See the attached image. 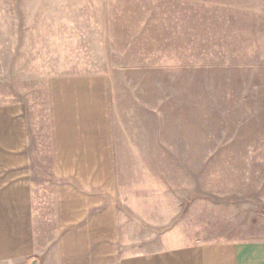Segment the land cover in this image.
I'll return each instance as SVG.
<instances>
[{
  "label": "crops",
  "instance_id": "obj_1",
  "mask_svg": "<svg viewBox=\"0 0 264 264\" xmlns=\"http://www.w3.org/2000/svg\"><path fill=\"white\" fill-rule=\"evenodd\" d=\"M62 20L56 26L67 30ZM115 77L49 76L36 97V132L19 99L2 100L0 264H264V240L203 239L188 229L199 208L185 204L198 186L197 94L144 85L127 105ZM125 112L133 123L124 132Z\"/></svg>",
  "mask_w": 264,
  "mask_h": 264
},
{
  "label": "rangeland",
  "instance_id": "obj_2",
  "mask_svg": "<svg viewBox=\"0 0 264 264\" xmlns=\"http://www.w3.org/2000/svg\"><path fill=\"white\" fill-rule=\"evenodd\" d=\"M69 1L0 0V104L19 99L36 132V97L54 74L116 76L126 98L147 87L197 94L198 186L185 204L199 208L188 229L264 240V0ZM120 120L124 132L133 123L126 112Z\"/></svg>",
  "mask_w": 264,
  "mask_h": 264
},
{
  "label": "water",
  "instance_id": "obj_3",
  "mask_svg": "<svg viewBox=\"0 0 264 264\" xmlns=\"http://www.w3.org/2000/svg\"><path fill=\"white\" fill-rule=\"evenodd\" d=\"M33 264H37V262H36V261H34V262H33Z\"/></svg>",
  "mask_w": 264,
  "mask_h": 264
}]
</instances>
